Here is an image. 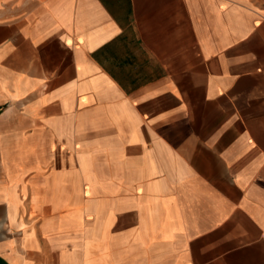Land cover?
I'll return each instance as SVG.
<instances>
[{
    "label": "crops",
    "instance_id": "1",
    "mask_svg": "<svg viewBox=\"0 0 264 264\" xmlns=\"http://www.w3.org/2000/svg\"><path fill=\"white\" fill-rule=\"evenodd\" d=\"M0 264H264V0H0Z\"/></svg>",
    "mask_w": 264,
    "mask_h": 264
}]
</instances>
